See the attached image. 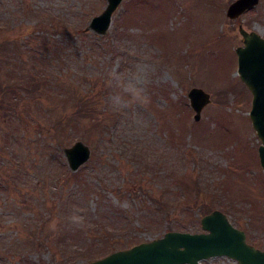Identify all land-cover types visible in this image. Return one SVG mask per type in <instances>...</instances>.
<instances>
[{"label":"rangeland","instance_id":"obj_1","mask_svg":"<svg viewBox=\"0 0 264 264\" xmlns=\"http://www.w3.org/2000/svg\"><path fill=\"white\" fill-rule=\"evenodd\" d=\"M232 1L122 0L98 34L89 23L107 0H0V264H20L15 248L34 220L45 245L27 259L55 264L61 244L108 236L130 239L128 248L169 226L201 232L200 218L214 209L264 250L260 140L235 53L240 26L264 36V0L236 19L226 15ZM30 75L48 81L55 96L40 87L11 99L14 78ZM71 86L92 99L94 119L71 122L75 103L64 100ZM192 87L210 94L199 120ZM77 140L91 155L72 171L64 149ZM56 186L63 195L85 188L64 241ZM156 202L169 206L158 210ZM96 221L111 228L96 231Z\"/></svg>","mask_w":264,"mask_h":264},{"label":"water","instance_id":"obj_2","mask_svg":"<svg viewBox=\"0 0 264 264\" xmlns=\"http://www.w3.org/2000/svg\"><path fill=\"white\" fill-rule=\"evenodd\" d=\"M121 1L107 0L103 11L90 20L89 28L98 34L106 33ZM258 3L259 0H234L228 5L226 15L236 19ZM239 32L243 44L235 48L237 74L252 96L249 118L260 140L257 152L264 173V37L242 26ZM187 96L193 118L199 120L202 109L210 102V94L192 87ZM64 154L69 168L75 171L89 159L91 150L77 140L64 149ZM200 225L203 232L170 230L161 237L113 251L86 264H202L201 260L216 256H227L239 264H264V250L248 243L245 231L234 226L221 210L203 215Z\"/></svg>","mask_w":264,"mask_h":264},{"label":"trees","instance_id":"obj_3","mask_svg":"<svg viewBox=\"0 0 264 264\" xmlns=\"http://www.w3.org/2000/svg\"><path fill=\"white\" fill-rule=\"evenodd\" d=\"M0 61L2 59L0 58ZM3 62V61H2ZM4 75H9L8 72H5ZM39 76V73H38ZM8 78V77H6ZM16 81V82H15ZM1 83V82H0ZM50 83L47 81L41 82L38 79H35V75H30L29 77H19V78H14L13 85H9L7 89L9 92H11V99H13L14 94H16L18 91L23 92L26 96H33L38 93L39 88L42 87L41 92L42 93H49L51 94V97H54L53 95V90H50L49 88ZM66 90V92H65ZM65 101L68 100V102H74V112L73 115H71V122L74 123L75 121H79L80 118L82 117H88V118H93V116L96 115L95 113V107L92 106V99H89L87 92H82L74 88L73 86L65 89ZM35 93V94H34ZM40 93V91H39ZM12 102V100H10ZM94 119V118H93ZM99 130V129H98ZM56 195L60 196L62 195V219H63V224H60V231L61 233L58 235L59 237L62 236V241H64V238L68 237L67 230L69 231V228L67 229V226L69 227L70 225H66L65 223H69V216L71 215L73 209L75 208L74 202L77 197L83 196V192L85 188H82L81 190H77L76 192H67L65 195H63L64 190L62 187H54ZM78 199V198H77ZM77 201V200H76ZM79 201V199H78ZM158 204V210L160 209V206L163 205L164 208L168 207V203H157ZM154 222V221H153ZM153 222H149V225H154ZM38 222L35 223V220L33 221V225L31 223L30 226V232L26 236L25 239L21 240L20 242H17V246L15 248V251L17 252L18 255H21V260L20 264H29L30 262L27 259V252L32 250L33 248H41L42 245H45L42 236H43V228H41ZM96 225V231H98V228L100 230L104 229L107 230L111 228L109 225L104 224L101 228L98 226V221L95 222ZM33 227V228H32ZM156 227V226H153ZM114 229V228H113ZM180 230L182 231L183 229L181 226H169L168 230ZM167 230V231H168ZM104 232V231H103ZM107 238V239H106ZM45 240L47 241V238L45 237ZM127 241H109L108 236L101 238V241H95V242H88L85 243L84 245H81L80 247H69L67 244H61L59 245V248L57 251L61 252V257L63 259L60 260H55V264H75L77 261H83L85 263L92 261L96 258H99L101 256H104V254H107V252H111L114 250L122 249L124 248V244ZM135 244V243H134ZM20 245V247H19ZM58 245V244H57ZM133 243L129 245L132 246ZM19 247V248H18ZM128 247V246H127ZM126 248V246H125ZM9 251V249H8ZM84 263V264H85ZM31 264V263H30Z\"/></svg>","mask_w":264,"mask_h":264}]
</instances>
